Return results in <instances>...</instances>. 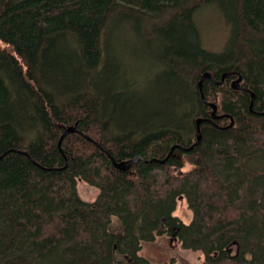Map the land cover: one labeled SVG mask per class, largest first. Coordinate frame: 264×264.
Segmentation results:
<instances>
[{"label": "trees", "instance_id": "1", "mask_svg": "<svg viewBox=\"0 0 264 264\" xmlns=\"http://www.w3.org/2000/svg\"><path fill=\"white\" fill-rule=\"evenodd\" d=\"M206 3L229 26L216 53L192 19ZM121 29L148 55L152 95H137ZM204 72L240 73L252 111L229 86L236 76L203 80L232 126L203 122L192 150L151 161L195 141V119L210 112ZM263 99L264 0H0V264H153L141 243L162 234L201 264H264ZM71 125L80 134L59 150ZM108 156L139 159L120 171ZM77 180L98 189L93 202ZM181 197L189 224L172 214Z\"/></svg>", "mask_w": 264, "mask_h": 264}, {"label": "rangeland", "instance_id": "2", "mask_svg": "<svg viewBox=\"0 0 264 264\" xmlns=\"http://www.w3.org/2000/svg\"><path fill=\"white\" fill-rule=\"evenodd\" d=\"M192 19L199 32L202 48L214 53L222 51L229 36V26L216 5L203 4L193 13ZM119 34L121 53L128 59L126 67L133 68L137 76V95L140 97H146V94L152 95L154 88L150 80L151 69L146 62L148 55L144 53L143 45L139 44V40L133 39L125 29H121ZM182 160L181 171L185 172L191 168V165L187 162V158ZM76 192L84 202H93L98 195V189L82 180L76 181ZM172 214L183 224H189L193 218V213L184 197L176 200ZM139 255L153 264H201L203 259L200 251L183 249L180 242L168 234L156 236L152 242H142Z\"/></svg>", "mask_w": 264, "mask_h": 264}, {"label": "water", "instance_id": "3", "mask_svg": "<svg viewBox=\"0 0 264 264\" xmlns=\"http://www.w3.org/2000/svg\"><path fill=\"white\" fill-rule=\"evenodd\" d=\"M231 75H234L236 76L235 79H233L229 86L231 89L235 90V91H243V92H247L249 95H250V102H249V106H248V110L249 111H252V104H253V99H254V94L252 91H250L249 89L247 88H244L242 85H241V80H242V77H241V74L238 73V72H224L221 76H220V79L218 81H214L211 74L209 72H204L200 75V78L197 82V88H198V91H199V97H200V100L201 102L206 105L208 108H210V112H209V117L208 118H196L194 123H195V141L190 145V146H187V147H182V146H179V145H173L170 147L169 149V152L168 154L165 156L164 159L162 160H157V159H152L151 161H154V162H158L160 164H163L174 152V150H179V151H182V152H188L190 150H192L199 142H200V139H201V132H200V125L201 123L203 122H211L212 124L215 125V127L219 128V129H226V128H229L232 126L233 124V119L231 116L229 115H226V114H217L216 111H217V106L215 103L213 102H208L203 94V91H202V82L203 80H211L214 82V84L216 85H221L224 81V79H226L227 77L231 76ZM263 102H264V99H263ZM258 114H264V110ZM223 118H228L229 120V123L223 127H220L218 125H216L214 123L215 120H219V119H223ZM69 133H79L80 132L74 127V126H67L66 128H64L63 132L61 133V135L59 136L58 138V141H57V147L58 149L60 150L61 149V142L63 140V138L69 134ZM85 136V135H83ZM86 139H88L90 142H92L93 144L96 145V143L85 136ZM98 146V145H97ZM103 150V149H101ZM6 153V152H5ZM2 156H0L1 158ZM110 161L112 162V165L114 168L120 170V171H126V170H129L130 166L134 163H136L138 161V157L134 158V159H131V160H124V161H120V162H116L114 161L110 156H108ZM66 162V161H65ZM66 166V164H65ZM180 199V198H179ZM174 237V236H172ZM232 245H235L237 246V243L234 241L232 243ZM231 248L228 249V253L231 252ZM236 254H238V248L236 247Z\"/></svg>", "mask_w": 264, "mask_h": 264}, {"label": "flooded vegetation", "instance_id": "4", "mask_svg": "<svg viewBox=\"0 0 264 264\" xmlns=\"http://www.w3.org/2000/svg\"><path fill=\"white\" fill-rule=\"evenodd\" d=\"M236 77H232V78H229V84H230V82L233 80V79H235ZM242 85V84H241ZM208 123H210V124H212L211 122H208Z\"/></svg>", "mask_w": 264, "mask_h": 264}]
</instances>
